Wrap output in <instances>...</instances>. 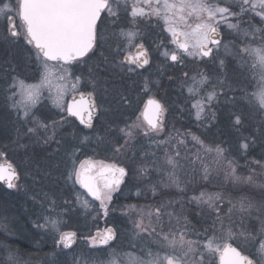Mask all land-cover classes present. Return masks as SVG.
Listing matches in <instances>:
<instances>
[{
    "label": "snow or ice",
    "instance_id": "1",
    "mask_svg": "<svg viewBox=\"0 0 264 264\" xmlns=\"http://www.w3.org/2000/svg\"><path fill=\"white\" fill-rule=\"evenodd\" d=\"M226 0H0V17H3L6 25L7 39L13 42H23V46L35 58L41 71V79L37 84H26L23 80L13 78L9 85L11 95L8 97L12 101L11 107L15 110L17 118L24 123H32L26 132L21 133L17 128V137L14 143L19 148L28 152L30 144L37 142L43 145L52 143L58 146L62 143L57 139L60 129L67 122V117L60 116L59 120L52 119L48 122L41 120L32 113V109L39 103L46 88L50 93L55 90L54 103L60 109L61 113H67V116L77 117L81 124L87 128L93 127V117L97 110L103 106L97 103L96 89L100 85V77L97 71L100 64L97 63L89 68L86 79V86L90 85L92 91H80L82 76L75 75L71 71L72 65H79L91 59L97 50L104 47V41L107 37L104 35V26L110 24L114 31L111 36L117 41H126L123 47L118 42L114 49V55L110 60L104 51L100 52V61L105 65L118 68L120 71L133 73L137 68H143L150 63L148 49L143 42L136 43L141 39V33L137 24L138 20L146 21L149 24L153 19L159 24L163 22L162 32H166L169 37V43L174 45L169 48L161 41L158 47L164 50L160 53L166 61L182 64L185 57L199 59L205 58L214 60L215 50L222 42L220 27L226 24L229 29L240 30V16L249 12L259 17L261 23H264V0H240L239 13L233 12L229 6H221ZM190 18L196 21L190 23ZM230 18H236L237 23L229 22ZM127 20V27L121 26V21ZM249 29L254 36L255 33L264 34V28H255L249 21ZM247 37L249 30H244ZM264 40V35L261 37ZM134 48L133 53L130 49ZM107 51V49H105ZM238 55L241 58L250 57L253 61L252 67H258L260 70V81L264 84V43L259 47L246 45L238 49ZM122 57V58H121ZM223 61H220L223 66ZM188 77V74H184ZM197 76L190 77L191 85L188 86V92L191 95L198 94L205 86L210 83V78L204 73H198ZM107 81H104L105 91H107ZM115 90V89H114ZM148 80L145 78L143 91L148 92ZM117 91V103L121 105H131L130 98L123 92ZM223 91L221 86L220 92ZM220 92L213 87L212 91L206 93L204 97L192 105L196 109V119L201 120L205 109L213 101L217 100ZM73 93L70 103L62 102L63 97ZM78 94V98L77 95ZM255 96L259 110L264 112V87L252 94ZM18 97V98H17ZM165 106L154 97L150 96L144 102L136 119L131 123L125 122L123 127L118 129L123 144L118 142L114 145L113 151L121 153L134 144L137 135L152 137L163 130ZM85 116L87 119H85ZM208 116L216 119L215 112H209ZM231 126L239 130L244 124V117L238 112H230L228 116ZM35 137L30 144L21 143L27 136ZM90 137L84 136L81 143L88 141ZM99 139V137H98ZM192 139L203 148L206 153H214L217 163L226 161L227 175L234 181L241 182L242 178L236 175V166L234 160H228L226 153L228 149L220 144L205 145V142L199 137L193 135ZM167 141H160V144ZM183 144V140L178 141ZM256 143V138L241 137L238 143V150L247 152L252 145ZM159 146V144L157 145ZM78 148L67 152L71 167L67 169L66 180L78 183L87 194L95 200L100 201V206L104 210L105 216L108 214V204L111 202L113 193L117 192L124 178L128 175V170L115 163H105L104 161H95L92 159L79 160L76 157ZM175 156H179L177 152ZM199 158V156L197 157ZM166 161L173 171L168 173L169 181L176 187H180L179 179L175 175V169L178 167V161L166 154ZM139 174L145 175L148 172L147 166L138 169ZM20 178L17 166L7 158V154L0 152V181H4L9 189L18 187L17 181ZM208 178L207 168L205 169L204 179ZM253 177L249 175L243 178V182H252ZM155 194V188H153ZM137 195L140 194L137 190ZM77 200L82 206H88V200H80L79 194ZM191 200L198 206L206 205L207 208L215 213L216 220L213 227L205 229L203 234H197L199 239H189L193 233L187 218H183L174 212L168 211V204H161L146 214L149 223L144 224L145 214L141 213V219L135 222V228L140 232H147L149 235H157L159 238V251L153 253L147 252V259H138L133 257L132 264H211V256L218 254L220 264H258L248 255H244L238 247H234L229 240L234 239L233 232L229 228L226 235L217 237L215 233V223L219 222L221 230H224V217L221 215L220 203L223 197L220 193H206L201 191L199 195H193ZM67 204L68 202L65 201ZM231 203V202H230ZM238 210L247 211L252 204L246 199H241ZM50 207L46 209L49 213L45 216L44 224H38L37 227H50L59 235L58 245L65 248L71 247L75 241V232H60L59 228L62 221L59 217L61 212L57 211L55 201H49ZM135 209V205L128 206ZM235 204L229 208L228 219L231 213L236 210ZM167 215L169 221L176 216V228H169L165 231L162 225L163 216ZM160 227L159 233L152 226V220ZM212 232L213 235L208 233ZM117 236L116 227H108L103 232H97L96 235L88 239L93 246L108 245ZM203 249V251H200ZM258 252L264 259V239L259 241ZM12 259V257H10ZM114 264V262H113Z\"/></svg>",
    "mask_w": 264,
    "mask_h": 264
},
{
    "label": "rangeland",
    "instance_id": "2",
    "mask_svg": "<svg viewBox=\"0 0 264 264\" xmlns=\"http://www.w3.org/2000/svg\"><path fill=\"white\" fill-rule=\"evenodd\" d=\"M218 2V0H213ZM240 0H226L221 6L236 5L240 9ZM255 22V28H264V23H261L260 18L248 15ZM236 20V21H234ZM233 18L229 21L237 23V19ZM246 18L240 16V30L229 29L226 24H222L220 28H225L224 38L219 48L215 50V59L205 58L204 61L185 57L182 64L166 61L160 53L164 50L158 47L161 41L170 49L174 45L170 44L168 34L162 32L163 22L159 24L154 18L152 23L157 30L147 29L148 22L138 20L137 24L141 33V39L136 43L143 42L144 46L149 51L150 63L143 68H137L135 72L128 73L120 71L118 68L105 65L100 61V52L104 51L105 55L111 60L114 55V49L119 42L121 47L126 44V41H117L111 36L114 31L110 24L104 26V35L107 39L104 41V47L97 50L96 54L88 61L79 65H72L71 71L75 75L82 76V84L80 91H92L90 85L86 86V77L88 76L89 68L99 63L100 67L97 75L100 77V85L96 89L97 103L103 108L97 110V125L93 124L90 129L83 128L79 131L77 124H74L71 117L67 113H61L60 109L54 103L55 90L50 93L46 88L43 90V95L39 103L32 109V113L41 120L48 122L49 120H59L61 115L67 117V122L60 129V134L57 139H62L61 145L52 143L43 145L39 142L30 144L35 137L27 136L21 143L30 144L28 152L19 148L14 141L17 137V128L21 133L26 132L28 127H32V123H24L17 118L16 112L12 109V101L8 99L11 95L9 85L12 84L13 78L23 80L26 84H37L41 79V71L35 63L34 56L27 51L23 46V42H13L7 39L6 25L3 17H0V152L7 154V158L11 160L20 173V178L17 182L18 187L7 191L0 187V264H59V258L69 256L61 246L57 247L56 242L59 240L58 233L50 227H37L38 224H44V217L50 215L46 209L50 207L49 201H55L57 211L62 215L59 219L62 221L59 231L65 232L76 226V219L85 218L84 222L89 217L92 219L100 218V201L95 200L87 194V190L83 189L78 183L66 180L67 169L71 167L67 152L74 148H87V150L79 149L76 152L78 158L80 152L84 150L85 154H90L91 143L96 144L97 140L89 139L81 143L84 136L93 138L94 132L104 130L109 132L112 130L111 146L119 141L120 133L118 129L123 127L125 122L131 123L136 119L140 109L143 108L144 102L150 96L158 99L166 108L164 113L163 130L152 137H145V140L152 141L155 139L160 141L172 142V134H179L178 129L182 125L191 128L192 132H198L199 138L204 141L203 133L208 135L210 145H216L227 132L231 133V139L226 149L228 160H234L236 166V175L246 178L249 175L253 177L252 182L246 183L251 190H254L252 197H249V202L252 207L249 210L253 213H259L262 210L261 205L264 203V112L259 110L258 102L252 94L257 92L264 84L260 81V70L258 67H252L253 61L250 57H244L237 54L238 49L246 45L259 47L264 40L261 39L262 33L251 34L246 37L244 34ZM127 20L121 21V26L127 27ZM190 23L196 22L194 18H190ZM245 22V23H244ZM145 26V27H143ZM223 26V27H222ZM224 31V29H223ZM157 34V37L154 36ZM107 49V51H105ZM133 53L134 48L130 49ZM122 58V57H121ZM220 61H223L221 66ZM185 73L188 77H185ZM198 73H204L209 76L210 83L205 86L198 94L191 95L188 92V86L191 85L192 76H197ZM145 78L148 80L149 91H143ZM104 81H107V91H105ZM221 86L223 91L220 92ZM216 88L220 95L217 100L205 109L201 120H197L195 113L196 109L192 107L196 101L200 100L207 92ZM115 89V90H114ZM126 94L131 105H121L117 103V91ZM74 95L68 93L63 97L65 106L69 98ZM18 98V97H17ZM209 112L216 113V119L212 120ZM230 112H238L244 117L243 126L237 130L231 126V121L228 116ZM115 114L118 115L115 118ZM79 123V122H78ZM224 129V131H221ZM176 132V133H173ZM91 133V134H87ZM223 134V135H222ZM255 137L256 143L250 147L247 152L238 150V143L241 137ZM233 140V143H232ZM179 140L176 142L178 143ZM174 142V144L176 143ZM176 143V144H177ZM221 145V144H220ZM127 149L122 153L125 154ZM81 152V153H83ZM100 152V151H99ZM94 153L83 158L92 159L95 161H104L105 163H115L122 166L116 157L112 159H104ZM120 155V153H119ZM121 155V156H122ZM217 166V158L214 153H209V156ZM222 166H227L226 161L221 162ZM38 171H41L42 174ZM211 172V171H210ZM205 171H201L200 175L204 177ZM227 173V170L224 171ZM218 174V173H217ZM169 179V177H167ZM245 183V182H243ZM137 190L140 194L137 195ZM169 190V189H168ZM149 191V190H148ZM143 187H138L136 191L130 193L129 190H123V183L117 192L113 193L112 200L115 198L114 207H121L118 210L109 208V219H115L122 214L123 220L132 222L135 228V222L141 219V213L145 214L144 224L147 225L149 220L146 214L152 211L155 206L144 204L149 194H144ZM201 192V191H200ZM198 192L196 195H199ZM261 192V196H260ZM206 193H219L218 190L207 191ZM79 194L80 200H88V205H96V210H87L77 200ZM235 199L233 204L237 206L233 210L231 216L235 219L249 218V211L246 213L240 212L239 201ZM192 197V196H191ZM252 198V199H251ZM111 200V201H112ZM65 201L68 203L66 204ZM195 203V202H194ZM111 204V202L109 203ZM135 205V209H130L128 206ZM171 207V205L169 206ZM170 211V208L169 210ZM172 212V211H170ZM84 214V215H83ZM181 215V213L177 214ZM240 217V218H239ZM185 217H182V219ZM91 220V219H90ZM162 220H167L169 228H176V216L174 215L169 221L167 215L163 216ZM115 225L119 224L113 221ZM204 224H210L205 223ZM156 224L152 220V225ZM135 231V233H136ZM135 240V237H133ZM154 240V239H153ZM128 243V242H127ZM127 245H136L130 241ZM159 251V245H158ZM12 257V259H10ZM61 258V259H62ZM65 260H69L66 258Z\"/></svg>",
    "mask_w": 264,
    "mask_h": 264
},
{
    "label": "trees",
    "instance_id": "3",
    "mask_svg": "<svg viewBox=\"0 0 264 264\" xmlns=\"http://www.w3.org/2000/svg\"><path fill=\"white\" fill-rule=\"evenodd\" d=\"M229 7H231L233 12H238L236 5ZM242 16H244L246 20L250 18L248 14ZM143 29L152 31L157 30L153 24H148L147 29ZM154 36L157 37V34ZM114 117L117 118L118 115L115 114ZM71 120L74 124L79 126V131L83 130L84 127L75 119L71 118ZM97 123L98 121L96 120L94 123L95 127ZM177 131L179 134H172V142L163 144H160V140L156 139L155 141L145 140V137L141 133L137 135L136 141L129 146L125 154L122 155L123 151L119 155V153L113 151L114 146H111L112 130L109 132H106L105 129L100 131L97 130V132H94V135H92L93 138H90L94 141L97 140L96 144H89L91 147L90 154H85L83 151L87 150V148L81 147L79 149L84 150L81 151L83 153L80 152L78 159H83L93 154V152L98 153L99 151L101 155L98 156L104 159L110 160V158L119 157L117 161L128 170V175L124 178L123 190L126 189L129 190L130 193H133L138 187H143L145 190L143 193L151 195L149 196L150 198L144 201V204L157 207L161 204H168L171 202V207H168V210L170 208V211L175 214L181 213L182 217H186L187 219H216L215 213L211 212L206 205L198 206L191 200V196L196 195L200 191L207 192L216 189L223 197V201L219 205L221 208V215L224 219H228L230 205L235 201V199H232V195H234L236 199H246V201L249 202L248 199L254 195V190H251V187L243 183V181L236 182L224 173V171L227 170V166H222L221 163L217 164L216 167L214 166L215 163L211 158L213 155L209 156V153H206L203 148L192 139L193 135L199 137L198 132H192L191 128H187V126L184 125ZM221 131H224V129ZM230 134L229 132L224 135L222 134L223 138L220 139L218 144H221L223 147L229 145L231 139ZM203 136L204 142L209 143L208 135L203 133ZM120 137L122 136L120 135ZM122 140L124 139L120 138L119 141ZM177 140H183L184 143L179 144L176 142ZM174 142L177 144H174ZM158 144L159 146H157ZM177 152L179 153L178 157L175 156ZM166 154L173 156L178 161L175 175L180 182L179 188L172 184L167 178L168 173L172 172L173 169L167 164ZM198 156L199 158H197ZM142 166L148 167V172L145 175H141L138 172V169ZM206 168L208 171V178L204 179V177L200 175V172L202 170L205 171ZM153 188H155V194L153 193ZM262 194L264 196L263 192ZM115 201L114 198L111 204H114ZM117 208L120 209L121 207L117 206L113 209L118 210ZM248 211L250 210L248 209L246 213H248ZM230 219H235V217L231 216Z\"/></svg>",
    "mask_w": 264,
    "mask_h": 264
},
{
    "label": "flooded vegetation",
    "instance_id": "4",
    "mask_svg": "<svg viewBox=\"0 0 264 264\" xmlns=\"http://www.w3.org/2000/svg\"><path fill=\"white\" fill-rule=\"evenodd\" d=\"M248 15L253 16L251 12H249ZM249 20L252 19L248 18L245 21L247 23L244 22L245 29L247 30L249 29ZM229 22L232 23V21ZM250 22L253 27H256L255 22ZM224 32H226V29L224 27L220 28L222 41L224 38ZM97 114L98 113H96V116L93 118V124L97 120ZM0 187L7 191L13 190L5 187L2 182H0ZM113 206L114 204H108V210ZM261 207L262 210L259 213H253L249 211L250 216H248L249 218L247 219H224L223 231L221 230L220 223L216 222L214 233L217 237H223L226 235L227 230L231 228L234 239L229 240L228 242L232 243L234 247H238V249L241 250L244 255H248L254 261H258V264H264V259L261 258V255L258 252L259 241L261 239H264V203L261 205ZM86 209L95 211L96 205H88ZM98 215H101V217L98 219H92L91 217H89L88 220L84 221L87 224L82 225V221L85 218L84 215V217H81L82 219L75 220L77 223L76 226H73L72 229L65 231L75 232L76 237L71 247L66 248L69 249V251H65V253H67L69 256L64 258L60 257L59 261H61L59 264H113V262L114 264H132L133 257L138 259H147V252L149 250H151L153 253L158 251V236L155 234L149 235L147 232H140L138 234V232L133 229L134 224H132V222L121 219L122 214L119 215L117 220L109 219L107 218L109 216V213L107 214V216H105L104 210L100 206V214ZM215 220L216 219H187V222L190 226V231L193 233L187 238L193 240L199 239V236L197 234H203L205 229L212 228L213 222ZM113 221H117L119 224L115 225ZM203 222L210 224L206 225ZM164 223L166 224L168 223V221L162 220V225L165 231H167L169 229V224L164 226ZM113 226L117 229V236L114 240L109 241L108 245L93 246L90 243L88 239L90 236H94L98 231L103 232L104 229ZM152 226L155 227L156 232L159 233L160 227L156 224H153ZM208 234L213 235L212 232H209ZM133 237H135V240L133 239ZM130 241H133L136 245H127ZM56 246H61L63 249H65L63 245H58L57 242ZM200 251H203V249H200ZM66 258H68L69 260H65ZM210 259L211 264H220L218 254L211 256Z\"/></svg>",
    "mask_w": 264,
    "mask_h": 264
},
{
    "label": "water",
    "instance_id": "5",
    "mask_svg": "<svg viewBox=\"0 0 264 264\" xmlns=\"http://www.w3.org/2000/svg\"><path fill=\"white\" fill-rule=\"evenodd\" d=\"M146 66V65H145ZM144 66V67H145ZM75 95H77V98H78V94H75ZM72 98H73V96L68 100V103H70L71 101H72ZM147 101V100H146ZM96 115V114H95ZM71 117H73L74 119H76L79 123H80V121H79V119L77 118V117H74V116H71ZM95 117V116H94ZM93 117V118H94ZM85 119H87V117L85 116ZM81 124V123H80ZM81 125H83V124H81ZM83 126H85V125H83ZM86 127V126H85ZM0 182H2L3 183V185L5 186V187H7V185H6V183L4 182V181H0ZM8 188V187H7Z\"/></svg>",
    "mask_w": 264,
    "mask_h": 264
},
{
    "label": "bare ground",
    "instance_id": "6",
    "mask_svg": "<svg viewBox=\"0 0 264 264\" xmlns=\"http://www.w3.org/2000/svg\"><path fill=\"white\" fill-rule=\"evenodd\" d=\"M38 172H40V173L42 174V172H41V171H38Z\"/></svg>",
    "mask_w": 264,
    "mask_h": 264
}]
</instances>
